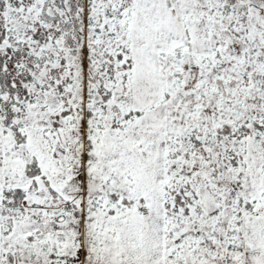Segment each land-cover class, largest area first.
<instances>
[{
  "label": "snow or ice",
  "instance_id": "snow-or-ice-1",
  "mask_svg": "<svg viewBox=\"0 0 264 264\" xmlns=\"http://www.w3.org/2000/svg\"><path fill=\"white\" fill-rule=\"evenodd\" d=\"M0 264H264V0H0Z\"/></svg>",
  "mask_w": 264,
  "mask_h": 264
}]
</instances>
